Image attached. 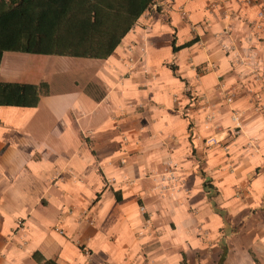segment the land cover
<instances>
[{"label": "crops", "instance_id": "obj_1", "mask_svg": "<svg viewBox=\"0 0 264 264\" xmlns=\"http://www.w3.org/2000/svg\"><path fill=\"white\" fill-rule=\"evenodd\" d=\"M37 1L56 43L116 47L18 75L3 55L1 82L49 90L0 107V264H264V0H154L89 33L95 6Z\"/></svg>", "mask_w": 264, "mask_h": 264}, {"label": "trees", "instance_id": "obj_2", "mask_svg": "<svg viewBox=\"0 0 264 264\" xmlns=\"http://www.w3.org/2000/svg\"><path fill=\"white\" fill-rule=\"evenodd\" d=\"M83 4L89 8L95 6L91 13H87L89 28L86 31L89 33L91 27L107 21H111L112 27L115 24L119 26L127 13L129 18L133 13V23L136 22L144 11L152 7L154 0H84ZM46 6L45 1L0 0V65L4 53L97 58L107 57L116 47L114 44L65 46L56 43L57 38L48 25L52 14ZM177 49L173 47L174 51ZM48 90L45 82L33 85L0 81V107L35 108Z\"/></svg>", "mask_w": 264, "mask_h": 264}, {"label": "rangeland", "instance_id": "obj_3", "mask_svg": "<svg viewBox=\"0 0 264 264\" xmlns=\"http://www.w3.org/2000/svg\"><path fill=\"white\" fill-rule=\"evenodd\" d=\"M34 57L35 56L33 55H27V54H22V53H4L2 66L6 70L8 69V72L14 73V75H18L20 72L24 70L27 64L29 65V63H31L30 64L31 66L32 64L34 65L32 61V58ZM66 63L71 64V62H66ZM66 69L67 68H64V73L62 74L61 79L66 80V81H71V80L77 79L78 77L82 80L86 79V77L84 76L85 73H83L82 71L74 69V68L67 69V70Z\"/></svg>", "mask_w": 264, "mask_h": 264}, {"label": "built area", "instance_id": "obj_4", "mask_svg": "<svg viewBox=\"0 0 264 264\" xmlns=\"http://www.w3.org/2000/svg\"><path fill=\"white\" fill-rule=\"evenodd\" d=\"M183 15H185V13H183ZM231 99H232V97L229 96V97L226 98V101L228 103H230ZM240 118H241V114L240 113L236 112V113L232 114V121H233V124H234V131L237 134H239L241 132ZM207 144L210 145V146H215V145H217V142L214 139H208L207 140ZM170 177H173V173L172 172L170 173ZM140 212L145 213L144 207L140 208Z\"/></svg>", "mask_w": 264, "mask_h": 264}]
</instances>
